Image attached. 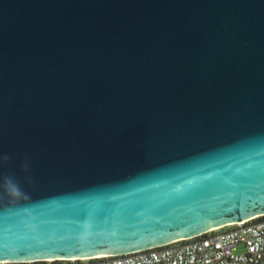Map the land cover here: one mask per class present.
I'll list each match as a JSON object with an SVG mask.
<instances>
[{"label":"water","instance_id":"1","mask_svg":"<svg viewBox=\"0 0 264 264\" xmlns=\"http://www.w3.org/2000/svg\"><path fill=\"white\" fill-rule=\"evenodd\" d=\"M263 215L264 0H0V262Z\"/></svg>","mask_w":264,"mask_h":264},{"label":"built area","instance_id":"2","mask_svg":"<svg viewBox=\"0 0 264 264\" xmlns=\"http://www.w3.org/2000/svg\"><path fill=\"white\" fill-rule=\"evenodd\" d=\"M56 263L53 260L0 262ZM58 264H264V215L156 248L118 256L58 260Z\"/></svg>","mask_w":264,"mask_h":264},{"label":"trees","instance_id":"3","mask_svg":"<svg viewBox=\"0 0 264 264\" xmlns=\"http://www.w3.org/2000/svg\"><path fill=\"white\" fill-rule=\"evenodd\" d=\"M56 264H58V261H57V263Z\"/></svg>","mask_w":264,"mask_h":264}]
</instances>
